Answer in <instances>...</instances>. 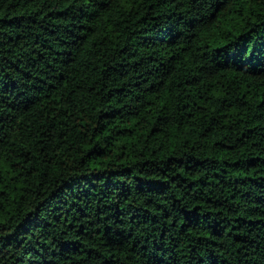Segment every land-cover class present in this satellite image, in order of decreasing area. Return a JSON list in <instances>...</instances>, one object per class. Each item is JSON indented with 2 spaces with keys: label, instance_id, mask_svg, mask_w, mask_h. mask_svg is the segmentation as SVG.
Masks as SVG:
<instances>
[{
  "label": "trees",
  "instance_id": "trees-1",
  "mask_svg": "<svg viewBox=\"0 0 264 264\" xmlns=\"http://www.w3.org/2000/svg\"><path fill=\"white\" fill-rule=\"evenodd\" d=\"M0 264H264V0H0Z\"/></svg>",
  "mask_w": 264,
  "mask_h": 264
}]
</instances>
